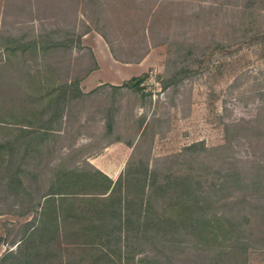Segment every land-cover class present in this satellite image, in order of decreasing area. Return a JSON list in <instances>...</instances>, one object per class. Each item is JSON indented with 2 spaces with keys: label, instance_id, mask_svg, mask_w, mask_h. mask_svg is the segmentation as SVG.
Returning <instances> with one entry per match:
<instances>
[{
  "label": "rangeland",
  "instance_id": "obj_1",
  "mask_svg": "<svg viewBox=\"0 0 264 264\" xmlns=\"http://www.w3.org/2000/svg\"><path fill=\"white\" fill-rule=\"evenodd\" d=\"M91 30L106 34L121 74L102 60L87 77L101 66L84 43L95 33L82 39ZM63 91L60 115L47 100ZM222 160L263 179L209 205L248 217L243 256L159 221L178 209L182 175L215 180ZM153 171L151 225L103 224L116 206L123 218L143 208L137 188ZM58 181L65 192L47 194ZM41 222L50 231L21 243ZM10 251L34 264H264V0H0V260Z\"/></svg>",
  "mask_w": 264,
  "mask_h": 264
},
{
  "label": "trees",
  "instance_id": "obj_2",
  "mask_svg": "<svg viewBox=\"0 0 264 264\" xmlns=\"http://www.w3.org/2000/svg\"><path fill=\"white\" fill-rule=\"evenodd\" d=\"M96 31L102 35V37L105 39V41L109 45L110 50L114 54L113 47L110 44V41L108 40L106 34L102 32L101 30H96ZM82 35L83 34H81L80 36L78 35L79 37L78 41H80V38ZM69 41H70L69 42L70 44H73V39H69ZM55 43H59V42H55ZM176 44L179 45V42L176 41ZM34 48H36V46H34ZM10 49L13 50L15 48L14 46H10ZM178 49L179 48H176V50H170V48L168 49V53L170 54L173 53L175 61H172L169 57L166 62L167 63L166 66L168 70H170L171 67H173V70H171L172 71L171 76L177 77L175 79H180L179 75H182L181 77L187 75L186 74L187 70H184L185 66L178 65V60L176 58V55L177 56L179 55ZM172 77H170L169 79H171ZM64 93L65 91H63V93H54L48 96L49 99L47 100V103H50V100H52L54 97L56 98V103L58 100H60L61 103L57 104V107H56L58 110L57 114L60 113V115L63 112L65 100H66V97H64ZM54 120L55 119H53V121ZM49 125H46L45 127H50ZM22 128L24 127H21L18 129L23 130ZM214 148L217 149L218 146ZM224 163H226V160H222L220 169L217 170L218 175L216 176L215 180H210L207 182L205 181L206 178L202 179V175L198 174L197 177L194 178L196 182V186H193L194 182H191V178L189 177V175L187 174L182 175V178L179 181L177 188H176L177 191H175V195H176L175 202L177 203L176 205L178 206V209L175 211H172V214H169L168 216L167 215L164 216L159 221L162 223L163 227L165 224V220H167L166 224H168L166 226L171 227L173 225L176 227L179 223H181L180 225H184L185 227L189 226L194 231L195 236L198 237L197 239L198 241L202 243H209V242L224 243L226 242V246L231 247L230 252L231 251L237 252L238 255L243 256V253L247 249L246 245L248 244L247 240L243 239L244 237V234H243L244 224L243 223L244 221H246L245 219H248V217L245 214L241 213L240 211L234 212L233 214H230V215H227L224 213L211 212V210H209V205L213 203L215 200H219V199L225 198L226 196H229L232 193L233 189L245 188L249 191L252 190L250 192L252 193L254 188L260 187V185L263 183V179L261 178V174L259 172H256V174L252 173L251 175H248V173H246V176H245L241 171L232 170L230 169V167L224 166ZM101 175H102L103 180L109 179L107 178V176L103 174ZM254 175L255 177H251ZM146 180H148L147 183H146ZM117 184H119L120 186V183H117ZM147 184H149V186L152 187L153 196L154 194L157 195L158 194L156 193L157 190H159L162 187V184L157 183L156 173H154V171L151 172L149 175H145L143 177L142 184H140L141 188H137V193H136V199L139 202V206L143 205V208L140 207L139 210H135V212H133L134 210L131 208V210L125 211V216L123 218V216H121V213L119 211V207L116 206L113 209L112 215L110 216H107L104 214L102 215L103 224L105 225L109 224L113 226H118L120 224V226L122 225L125 228L128 223L134 221L135 219L138 225H141V226L144 225L145 227L146 225L147 226L149 224L151 225L153 219L148 214L152 212L151 211L152 193H150L147 198V195L145 194V189H144V185H147ZM56 185L57 186L55 185L52 186V188L47 194H51L52 196V194L65 192L62 189V187L65 185L64 182L60 183L58 181V184ZM121 185L123 186V183H121ZM108 186L109 185H107L106 187ZM193 187H194V190H193ZM137 194L140 196H138ZM49 197L50 195L45 197V200H44L45 204H43V208H47L48 201H50ZM125 198H127V196H125V193H124L123 194L124 204L121 203L120 205L122 206L126 205V208H128L127 205L129 202L128 200L126 201ZM106 212L107 213L110 212L111 214L112 210H109ZM45 223L46 222H41V224L38 225L39 226L38 230L31 231L29 236L25 237V239L22 242L21 241L20 242L26 243L27 241L30 240L31 238L30 236L34 234L42 235L43 234L42 232L44 229L45 230L47 229L50 231V226L46 225ZM96 230L99 232L100 230H104V229L98 227L96 228ZM101 232L99 234H104L107 237H109L112 234L111 232H106V231H104V233H101ZM91 235L97 236L98 234L94 233ZM89 242H92V240L89 239L88 243ZM27 247L28 246H26L25 248ZM225 248L226 247H222V248L220 247L218 250L214 251V253L221 254L222 252H226ZM113 254L121 259L122 253L120 249L117 253L111 252L109 255L112 256ZM18 255H19L18 253H15L12 251L6 253L0 260V264L4 263V261L8 259V257H11V256H12V261L10 264H34L35 263L32 255L30 258H26V256L19 257ZM27 255H30V253H28ZM93 255H96L97 257L99 253L96 251V252H93ZM93 255L89 256V259L97 261V259ZM109 259L111 260L112 258H109ZM235 259L238 260L239 257L235 256ZM213 264H215V261L213 262Z\"/></svg>",
  "mask_w": 264,
  "mask_h": 264
},
{
  "label": "crops",
  "instance_id": "obj_3",
  "mask_svg": "<svg viewBox=\"0 0 264 264\" xmlns=\"http://www.w3.org/2000/svg\"><path fill=\"white\" fill-rule=\"evenodd\" d=\"M90 33H95V35L92 34L91 35V39H89V41L84 42V43H86L91 48L93 56L95 57V61L97 62V64H101V66L99 65L100 68L96 67L95 69H92L88 73L87 77L93 75L94 73L103 72L102 71L103 63L101 62L102 60H104L107 63L106 70H107L108 73H111L112 71H115V72H118L117 74H121L120 73L121 69H120V66H119L120 62H118L116 59H114L112 57L110 49L107 48V44H106L105 40L103 39V37L97 31L93 30V32H92V30H91V31L85 32V34L83 35L82 39L85 38ZM83 41H84V39H83ZM130 64L134 65V66H132V68H128V70H129L128 72L133 73V75H138L139 72L137 70L134 71V72H132L131 70H133V67H138V65H140V64L139 63H129L128 65H130ZM111 81H114V79H112ZM90 163L94 167H96L98 169H101L98 165L94 164L92 161H90ZM119 174H120V171L118 172L117 175H119Z\"/></svg>",
  "mask_w": 264,
  "mask_h": 264
}]
</instances>
